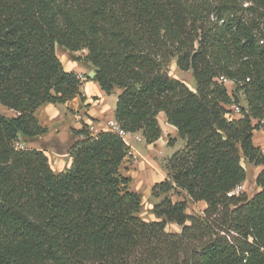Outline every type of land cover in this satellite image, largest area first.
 <instances>
[{"label": "trees", "instance_id": "trees-1", "mask_svg": "<svg viewBox=\"0 0 264 264\" xmlns=\"http://www.w3.org/2000/svg\"><path fill=\"white\" fill-rule=\"evenodd\" d=\"M56 48L82 52L73 58L92 80L120 91L122 130L154 143L163 112L184 140L151 187L164 195L158 220L138 216L117 133L82 125L58 173L42 150L17 145L45 133L41 104L83 100L89 77L65 71ZM173 59L194 91L168 75ZM238 92L245 105L231 118ZM0 106L14 113L0 115V264H264V154L252 140L264 120V0H0ZM241 158L263 166L250 198L235 193ZM188 202H203L202 215Z\"/></svg>", "mask_w": 264, "mask_h": 264}, {"label": "crops", "instance_id": "crops-1", "mask_svg": "<svg viewBox=\"0 0 264 264\" xmlns=\"http://www.w3.org/2000/svg\"><path fill=\"white\" fill-rule=\"evenodd\" d=\"M58 49L61 52L59 55L57 54ZM81 53H70L56 48V54L65 71L74 72L82 80L85 76L89 77V80L84 81L80 87L83 100L76 96L64 104H41L34 111V116L38 124L46 131L37 136L36 139L23 143L26 148L42 150L48 159L49 166L55 173L64 171L70 164L68 149L75 140L80 138L79 135L74 134V131L79 130L84 124L92 125L98 131L107 130V122L114 120L117 95L120 91L115 89L110 95H107L98 83L92 80L94 69L87 64L74 60L73 56H78ZM57 106L63 107L65 110H59ZM72 111L75 113L73 114ZM81 112L82 114H80ZM159 114L157 116L162 131L170 134L171 144H168V142L167 144L174 146L179 138L177 131L175 127L167 123L164 113L165 118L161 119ZM136 134L141 135L138 132ZM160 141L164 142L162 137L156 143ZM167 156L169 157V155ZM243 183L237 187L235 192H238V188L243 187Z\"/></svg>", "mask_w": 264, "mask_h": 264}, {"label": "rangeland", "instance_id": "rangeland-1", "mask_svg": "<svg viewBox=\"0 0 264 264\" xmlns=\"http://www.w3.org/2000/svg\"><path fill=\"white\" fill-rule=\"evenodd\" d=\"M61 52L58 49L57 54ZM168 75L172 78H176L182 81L190 90L195 89V82L191 76L190 71H181L175 64V60H171L168 66L166 67ZM233 86L229 85V92L232 91ZM239 106H244V96L242 92L237 94ZM111 100V98H110ZM59 110L64 111L63 107L57 106ZM74 114L75 112L72 111ZM231 118H238L239 115L232 112ZM13 112L6 110L0 106V115L12 116ZM82 114V112L80 113ZM160 119L164 117L163 113H160ZM157 122L158 121V116ZM165 118V117H164ZM253 124H256V121H253ZM160 127V125H159ZM259 128L253 131V143L258 147L261 153L264 154V130L262 129L263 123H260ZM164 133V134H163ZM166 131H162L160 127V136L163 138L162 141L156 143L147 144L141 135L132 133V135L127 136L128 141V156L122 163V172L131 178L129 188L136 192L140 198L139 212L138 216L141 220L145 222H151L158 220L152 213V207L154 204L158 203L162 198L163 194L154 196L151 193V187L154 183L162 181L166 176V171L164 165L168 159L167 155H171L174 151L181 149L184 146V140L181 138L177 139V142L174 146L169 140L170 134ZM158 138V139H159ZM168 142V144H167ZM23 145L22 142H19ZM263 143V144H262ZM25 145V144H24ZM172 151V152H171ZM241 165L246 171V183L243 187L238 188V192H243L248 198L253 196L257 191L258 187L255 185V178L260 170L263 168L262 165H254L244 158H241ZM172 201L182 200L184 194L180 192H171L169 194ZM205 204L203 202H188L185 212L192 216H200L203 213ZM181 226L174 223H167L165 226V231L171 233H179Z\"/></svg>", "mask_w": 264, "mask_h": 264}, {"label": "built area", "instance_id": "built-area-1", "mask_svg": "<svg viewBox=\"0 0 264 264\" xmlns=\"http://www.w3.org/2000/svg\"><path fill=\"white\" fill-rule=\"evenodd\" d=\"M219 81L222 82L226 86L227 89H228L229 85H231V87L233 86L232 81L227 80L223 77H220ZM228 92H229V89H228ZM240 108L241 107L239 106V103L233 102L231 105H229L230 114H232V116H233L232 112H234V113L240 115ZM78 119H79V117H78ZM260 123H263L262 129L264 130V120H262ZM85 125H86L87 130L92 134H97L98 132L103 131V130H100V131L96 130L92 125H89V124H85ZM106 125H107V130H110L112 132L117 133L120 137L123 138L126 145H129L126 137L132 135V133H128V132L122 130L114 120H109ZM17 145L20 146L21 148L24 147L23 145H21L19 143H17ZM235 193H237V192H235Z\"/></svg>", "mask_w": 264, "mask_h": 264}, {"label": "bare ground", "instance_id": "bare-ground-1", "mask_svg": "<svg viewBox=\"0 0 264 264\" xmlns=\"http://www.w3.org/2000/svg\"><path fill=\"white\" fill-rule=\"evenodd\" d=\"M246 183V180L244 181V183L243 184H245Z\"/></svg>", "mask_w": 264, "mask_h": 264}]
</instances>
